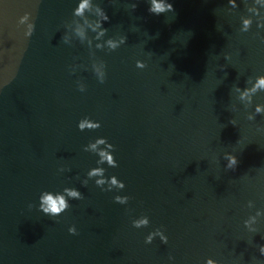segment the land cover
<instances>
[{
	"label": "water",
	"instance_id": "water-1",
	"mask_svg": "<svg viewBox=\"0 0 264 264\" xmlns=\"http://www.w3.org/2000/svg\"><path fill=\"white\" fill-rule=\"evenodd\" d=\"M262 81L264 0H0V264H264Z\"/></svg>",
	"mask_w": 264,
	"mask_h": 264
},
{
	"label": "clouds",
	"instance_id": "clouds-1",
	"mask_svg": "<svg viewBox=\"0 0 264 264\" xmlns=\"http://www.w3.org/2000/svg\"><path fill=\"white\" fill-rule=\"evenodd\" d=\"M85 7V4L84 3H81L80 5H79V9H83ZM165 9H164V6L161 4V3H154V7H152V8H150L149 9V11H152V12H155V13H157V14H159V12H161V11H164ZM167 10H171V5H168V8H167ZM107 17L105 16V19H106ZM262 82H264V81H262ZM84 127H85V125H84V123H79L78 124V129L80 130V131H83L84 130ZM88 127L89 128H94V127H99V123H96V124H90V125H88ZM97 143H99V144H102V143H104V141L101 139V140H98L97 141ZM92 147L93 148H95L96 147V145L94 144V145H92ZM99 155L101 156V157H103L104 156V153L101 151L100 153H99ZM232 163H234L235 162V158L233 157L232 158V161H231ZM108 163H110V164H113L114 162H113V158H112V156L111 155H109L108 156ZM96 170L95 169H93L91 172H90V175L93 173V172H95ZM97 183H102V181H97ZM112 183H116V180H115V178H113L112 179ZM123 185L121 184V187H122ZM72 196H78L79 195V193L76 191V190H72L71 191V193H70ZM47 203H48V208H44L43 209V211H45L46 213L50 210L51 211V213L52 214H54V215H58L62 210H65L66 209V207H67V203H66V201L64 200V198H63V196L62 195H57V196H54V195H52V194H47Z\"/></svg>",
	"mask_w": 264,
	"mask_h": 264
}]
</instances>
